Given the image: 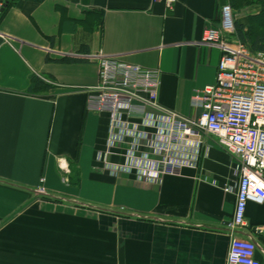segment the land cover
<instances>
[{
    "label": "crops",
    "instance_id": "0c3cea01",
    "mask_svg": "<svg viewBox=\"0 0 264 264\" xmlns=\"http://www.w3.org/2000/svg\"><path fill=\"white\" fill-rule=\"evenodd\" d=\"M226 1L168 9L154 0H4L0 264H226L236 197L222 187L234 180V157L203 134L210 149L198 168L156 184L113 176L96 158L108 117L87 110L82 90L99 78L84 55H113L159 69V102L197 116L193 97L215 81L221 57L201 43L203 31L219 24ZM33 76L52 82L33 91ZM245 216L239 236L257 242L264 262V230L255 229L264 204L249 202Z\"/></svg>",
    "mask_w": 264,
    "mask_h": 264
},
{
    "label": "built area",
    "instance_id": "2783aa9c",
    "mask_svg": "<svg viewBox=\"0 0 264 264\" xmlns=\"http://www.w3.org/2000/svg\"><path fill=\"white\" fill-rule=\"evenodd\" d=\"M154 1L172 9L178 0ZM3 5L0 0V17ZM201 43L218 47L221 57L215 81L193 97L192 105L200 109L194 117L159 102V69L103 53L84 55L99 67L97 83L82 88L86 108L108 117L96 158L113 176L129 174L156 184L164 175L181 174L184 167L198 168L210 149L202 136H214L235 159L234 180L222 187L236 197L234 214L225 225L230 237L226 264H264L256 257L257 242L239 236L247 225V204H264V51H252L235 35L229 2L221 6L219 24L204 29ZM37 192L46 191L39 186ZM255 229L262 232L264 227Z\"/></svg>",
    "mask_w": 264,
    "mask_h": 264
},
{
    "label": "trees",
    "instance_id": "16d2710c",
    "mask_svg": "<svg viewBox=\"0 0 264 264\" xmlns=\"http://www.w3.org/2000/svg\"><path fill=\"white\" fill-rule=\"evenodd\" d=\"M39 1V0H38ZM234 13L249 8L245 21L235 18V35L252 51H264V0H229ZM235 14V15H236ZM50 83L42 77H32L31 90L40 91Z\"/></svg>",
    "mask_w": 264,
    "mask_h": 264
},
{
    "label": "rangeland",
    "instance_id": "374dc122",
    "mask_svg": "<svg viewBox=\"0 0 264 264\" xmlns=\"http://www.w3.org/2000/svg\"><path fill=\"white\" fill-rule=\"evenodd\" d=\"M227 2H229V0H227ZM230 3V2H229ZM236 14V13H235ZM245 15L246 14H243V13H241L240 11L235 15V18L236 17H240V16H244V17H241V18H245Z\"/></svg>",
    "mask_w": 264,
    "mask_h": 264
},
{
    "label": "water",
    "instance_id": "95a60500",
    "mask_svg": "<svg viewBox=\"0 0 264 264\" xmlns=\"http://www.w3.org/2000/svg\"><path fill=\"white\" fill-rule=\"evenodd\" d=\"M6 2H7V1H6ZM6 2L4 3V6H3V8H2V11H3V10H4V8L6 7V4H7Z\"/></svg>",
    "mask_w": 264,
    "mask_h": 264
}]
</instances>
